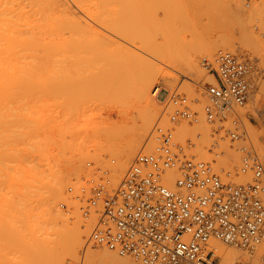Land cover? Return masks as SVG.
I'll list each match as a JSON object with an SVG mask.
<instances>
[{
	"label": "bare ground",
	"instance_id": "obj_1",
	"mask_svg": "<svg viewBox=\"0 0 264 264\" xmlns=\"http://www.w3.org/2000/svg\"><path fill=\"white\" fill-rule=\"evenodd\" d=\"M11 1L13 0H0V104L4 99L2 94L15 93L19 91L17 89L19 87L21 89L24 88V90L30 88L29 86L31 85H29L28 82L33 81V79L31 80V78L35 76V71L33 72V70H36L37 72L35 73L38 75V73L41 72L39 68H41L43 71L41 72V76L42 73L49 75L46 74V71H49L51 69L50 66L54 63L52 67L57 65V67H59V65H61L63 68L61 69L60 67L59 69L61 70L59 71L57 67L54 69L52 68V71L50 70L51 73L53 72L54 74H57V72H60L61 74L59 73V75H63L67 69V66L64 67L66 65H64L65 60H73V62H75L76 59H79V61L81 59L82 61L88 60L89 63H85L90 66L91 62V68L93 67L92 69H94V66H96V68L100 66V68H102V66H104L101 70L98 68L94 69L99 72L104 71L103 75L110 72L109 77H111L114 73L116 76V74L119 75L123 71L128 77L127 79H130V89L135 99L134 103L137 105L135 106L137 107L135 108L137 111V117L132 122L133 124L131 127L128 126V128L123 131L113 129L114 126L111 128L113 129L111 131L105 130V128L103 130L98 128V131L100 130L101 133L96 134L95 131L94 133L96 134V137L94 140L91 141L93 137L90 135L91 139L89 140V143L86 142V145L78 146L79 152L84 150L83 152L85 153L86 150V153L84 155L82 154L83 156L79 160L80 163L84 158L90 159L88 157V151L90 150L96 151L98 155L93 158L94 160L102 159L100 154L105 152H108L116 157V162L114 161V165L110 166V171L108 170L109 179L113 185H117L122 179L126 169L132 162L134 156L137 154L139 145L150 131L154 117L156 116L155 104L162 103V100L157 97L159 87L153 89L151 96H149L150 88L154 84L156 79L155 75L157 73H160L164 78V86L166 90H168V93H170L169 88H173L175 86L173 83L174 81H172L177 78L175 73L183 74V76L187 77L188 80H191V77H193L195 80H192L196 81L198 76L201 74V68L198 63L199 56L207 55L209 59H211L219 51L225 52L226 50L231 53H237L235 52L237 51V48L235 43H233L234 41L240 42V46H244V49L247 50L246 52L252 54V56H257L260 59V67L262 66V68H264V58L260 54V46L262 47V44L259 42L261 41L257 40L258 38L256 36L258 35H256L255 38V33L253 34L251 30L248 31L247 25L249 20H245L242 17L238 6H235L234 9H229V4L226 5L228 8L225 6L227 10H230L231 13L228 11L231 14H229V16H231L234 26L239 30V36L236 40L229 37L226 39L224 36L225 39L221 38L224 40H220L219 42H208L204 36H202L203 38L200 36L201 38L199 40L196 41L195 39H192V41L190 40V42H187L181 50L170 54L161 46L164 36L159 30L160 28L157 27L159 24L157 23V20L161 18L155 19L156 17H154L157 25L155 23L152 30H150L151 27L147 26V28L149 27L150 29L148 28L149 30L146 29V31H144L145 28L143 24H150L146 23L147 19H144L143 16V12H145V0H106L108 2L95 0L97 4L93 1L94 6L96 7L99 4L96 7L97 9L99 8V10L94 8L96 10H91L90 12L88 11L89 13H86L87 15L85 14L88 18H90L91 24L87 22L88 18L85 21L86 17H82L85 13L83 11H86L87 8L86 10H81L83 12L82 15L81 13H78L80 10L77 11L69 8L66 10V0H37V2L43 3V5H37L35 8L34 6L36 5H34V3H30V1L26 0L25 3V0H23V3L22 0H14L15 2L18 1L15 4L16 7L20 6H18L19 2H21V7H23L22 9L17 8V10L14 9L16 7H12V3L14 1ZM89 2L92 3L91 0ZM25 4H31L33 9L31 5L27 6L31 7L33 11ZM85 4L84 7L82 6L83 8H85ZM103 4L107 5V11L105 9L106 7L102 8ZM108 5L110 6L109 8L115 10L114 14H116L114 16L107 15V12L109 11ZM42 6L43 9L41 11ZM48 7L49 9H47ZM37 8L40 10L36 11ZM45 8L48 10L47 12H44V10L46 11ZM58 8L60 10H57ZM103 9L104 15L100 12V10ZM223 9H221V11ZM55 10L62 12L59 14L60 16L58 14L57 16H54L55 13H51L53 11L55 12ZM68 10H73L70 11L72 19L69 21L72 23H70L71 26L67 23L65 24V17L67 15L66 13L69 12ZM142 10L143 12H141ZM35 11L36 14L40 12V17L33 16L35 15ZM223 12L225 11L223 10ZM70 13L68 14L70 15ZM136 13H142L143 20H140V14V19L136 16L140 22L137 21L134 16ZM131 16H133V19L136 21H134ZM34 17L37 19L35 18V20ZM67 18H70V16ZM144 20L146 21L143 22ZM154 20L152 19V21ZM65 25L70 27V29ZM152 25L153 24L151 23L150 26ZM142 26L144 30L142 29ZM155 29L157 31L159 30V33L156 32ZM147 30L148 33L151 31L153 35L146 36ZM141 31L146 32L145 35L142 34ZM155 32L158 34H155ZM148 35L151 34L149 33ZM239 51H241V49ZM90 59H92V61H90ZM93 60L100 61L101 63L99 62L98 64L96 61H94V63ZM38 61H46L49 63L48 65H45V67L48 66L49 70L46 69L45 71V69H43L44 65H41L40 63V65L37 64V67L38 65L40 67L35 69V63H38ZM91 68L86 67L84 70H88L87 73H91L93 75H96L94 73H97V76L100 75L99 72H95ZM64 70L65 72L62 74L61 71ZM31 75L33 77H30ZM59 75L57 74L56 77ZM103 75L100 76L104 77ZM105 76L108 77V74ZM19 77H22V79H18ZM23 78H25V81H23ZM205 80L212 82L214 77L208 73ZM260 80L261 79L259 78L256 82L259 81L261 83ZM203 83L205 82L203 81ZM23 84L26 85L24 86ZM8 87L9 89L11 87H15L16 90L11 88L15 91L11 92V89L7 91ZM1 97L3 99H1ZM255 101H258L257 97L255 98ZM60 107L63 110L64 104L60 105ZM67 111L71 112L72 110L70 108V110ZM136 113L134 112V114ZM57 116L58 114L56 117ZM260 119L258 118L260 123L264 122V118L263 121ZM22 120L23 124L21 126L23 127V130H21L20 133L23 134V138L19 139L17 130L13 129L15 126V118L13 119L12 125L6 126L7 132H4L5 129L3 128V122L0 116V235L2 238L0 240V244L3 246L9 242L8 246H10V248H4L8 249V251L6 250L7 254L9 249L12 251L9 252L12 254H10L11 258L9 259V263L38 264L39 257L43 254L42 252H44L47 257L53 259H58L60 256L66 254L73 255L75 256L76 262H81L82 264H138L137 262L131 260L132 258H118L112 251L107 250V248H92L90 246H84L89 236V229L92 225L89 223L90 219L88 218L89 220H86L84 218L85 222L80 219L79 221V216L75 214L73 216H76V219L73 218V220L70 221L73 216L66 215L68 212L65 213V210H60L57 201L59 200L58 202L60 203V199H62V197V200L66 199L64 197L65 193H63L64 196L62 194V190L69 179H66L65 176L59 174L56 171L57 169L55 170V167L59 166L56 165L57 163L51 164L50 161L47 160L49 157L44 156L46 153L42 152L44 153L43 155L40 153V149L42 150L40 147L42 146V141L40 142V140L42 138H38L37 142L34 141L35 139L32 135L31 115L22 118ZM8 126H11L12 128ZM116 128L118 129V127ZM93 130H97L96 127ZM210 131V127L202 120L198 124H193L192 126L180 123V125L176 127L175 133L176 136L180 138H185L188 135H190V137L194 136V148L192 151L193 156L197 157V159L206 160V158H208L207 154L210 145L209 143L213 140L210 139ZM255 133H257V131ZM257 135L258 134H256V136ZM32 137L34 140L30 139ZM262 138L261 141L264 140ZM148 139L149 141H147L146 145H151V139ZM30 140L34 142V144ZM255 142H258V140H255ZM262 142L259 143L262 145ZM26 144L27 146H25ZM81 144L78 143V145ZM32 145L36 146H33L30 150H34L32 153H34L35 150L36 152L39 151L36 154L34 153V155L27 150V147L29 148ZM219 145L222 147L220 143ZM261 145L258 146L260 147L264 157V148ZM52 147L53 146H51V148ZM43 150L46 149L44 148ZM26 153L29 155L32 154L33 157H39L38 154H41L42 157L40 156L39 158L40 163L38 160L36 161L38 163L34 164V159L33 161L30 160L33 157L30 156L29 159V157L25 156ZM221 153L223 157L218 158L216 160V164H219L226 169L232 170L240 162V157L236 154L235 149H230L228 146H224ZM41 161H44L45 163H42ZM62 165L63 164H61V166ZM68 165L70 166V164ZM81 167H83V165L78 164V169L72 167L70 168V171L77 174V170L80 171V169H82ZM241 181L243 182L245 180L241 178ZM79 218L82 219V217ZM4 233L7 235H3ZM7 237H9V240ZM208 249L213 250L215 256L218 257L217 264H255L259 261L261 255L260 253L262 252L261 245L253 246L252 249H250L252 250L251 254H246L248 251L241 253L234 248L226 247L222 242L214 239L209 241ZM78 253L80 255H78Z\"/></svg>",
	"mask_w": 264,
	"mask_h": 264
},
{
	"label": "built area",
	"instance_id": "obj_2",
	"mask_svg": "<svg viewBox=\"0 0 264 264\" xmlns=\"http://www.w3.org/2000/svg\"><path fill=\"white\" fill-rule=\"evenodd\" d=\"M261 26L264 13L253 26L264 37ZM201 66L214 77L202 86L204 103L199 106L197 96L166 92L148 136L151 147L137 152L117 185L107 170L96 168L67 187L81 216L95 219L89 242L139 264H216L217 256L208 249L214 239L242 249L261 245L256 264H264L262 161L250 146H241L237 169L217 168L222 155L218 139L212 140L209 151L214 158L207 161L191 154V137L183 142L174 137L179 122L203 120L231 142L245 140L241 110L251 96L253 65L221 52L213 60L202 57ZM239 176L247 180L235 182ZM60 207L67 209L65 204Z\"/></svg>",
	"mask_w": 264,
	"mask_h": 264
},
{
	"label": "rangeland",
	"instance_id": "obj_3",
	"mask_svg": "<svg viewBox=\"0 0 264 264\" xmlns=\"http://www.w3.org/2000/svg\"><path fill=\"white\" fill-rule=\"evenodd\" d=\"M13 1H11V2H13ZM27 1H30V3H34V5H36V6H34V8L37 7V5H40V6L43 5V3L37 2V0H27ZM83 1L87 4H85ZM83 1L82 0H66V5H67L66 10L68 8L73 9V10H77V11L80 10V12H78V13L79 14L81 13V15L83 14V12H85L84 15H82V17L83 16H84L83 18L86 17L85 18V21H86V19L88 18V16H86V15L91 10L92 11L96 10L97 9L96 7L99 4L95 7L94 2H93L95 0H91L92 3L89 2L90 0H83ZM101 1L105 2L106 0H101ZM108 1H106V2H108ZM17 2L14 1L13 2L14 4L12 3V7L13 6L16 7L15 4ZM22 2H23V0H22ZM25 3H26V0H25ZM84 4H85V8H83ZM96 4H97V2H96ZM106 4H103L102 8L106 7L105 9L107 11V5ZM228 4H229V9H234L235 6H238L240 9V13H241L242 17L245 20H249L248 25H247L248 31L251 30V32L253 34L255 33L254 37L256 35H258V36H256L258 38L257 40H260L261 42H259V43L262 44V47L260 46V48H261L260 54L264 58V55H263L264 54V37L260 36L253 29V26L256 23V21L264 13V0H225V1L224 0H145V7H144L145 12H143V10L141 12H143L144 19L146 18L147 21L144 20L143 22L146 21V23H150V24L149 25L143 24L145 30H144L143 26H142V29L144 31H146V29L151 27V29L150 28L149 29L152 30V27H154L155 23H156V20H154V17H156L155 19L161 18V19L157 20V23H159L160 25L159 24L157 25V23H156L157 27L160 28L159 30L163 33L162 35L164 36L161 46L164 48V50L166 52H168L170 54H173L175 51L178 52L179 50H181L187 44V42H190V40L192 41V39L193 40L195 39L197 41L202 36H204V38L208 42H215V41L219 42L220 40H224L225 38L227 39L228 37L233 39V40H236V38L239 36V30L234 26L233 20H232L231 16H229V14L231 13L230 10L226 9V8H228L226 6ZM29 5H31V4H29ZM104 5H106V6H104ZM18 6L19 7H16L14 9L17 10V8L18 9L23 8V7H21V2H19ZM225 6H226V8H225ZM12 7H11V9H12ZM109 7L110 6L108 5V8ZM28 8L31 9V7H28ZM86 8H87V10H86ZM94 8H96V9H94ZM32 9H33V6H32ZM42 9H43V6L41 8V11H42ZM47 9H49V7ZM47 9H46V11L44 10V12H47L48 11ZM83 9L86 10L87 12L83 11ZM221 9H223L225 12H223V10L221 11ZM39 10H40L39 8L36 9V11H39ZM57 10H60V9L58 8ZM73 10H70V11H73ZM97 10H99V8ZM226 10H227V12L229 11L230 13L228 12V14H227ZM28 11H29V9H28ZM36 11H35V15H33V16L40 17V15H41V14H39L40 12L38 14H36ZM70 11L68 13H70ZM103 11H104V9L100 10V12H102V14H103ZM56 12H58V11L55 10V12L53 11L51 13H55V15L53 14L54 16H57V14L59 15L62 13L61 11H59L60 13L59 12L56 13ZM114 12H115V10H113L112 8H109L107 15L108 16H114L116 14V13L114 14ZM48 13H50V12H48ZM68 13H66L67 15H66L65 19L67 22L65 21V24L67 23V24H69V26H71L72 23L69 21L70 19H72L71 13H70V15ZM32 14H33V12H32ZM140 14L136 13L134 16L139 17V15H140L141 19H140V17H139V19L143 20L142 19V17H143L142 13H140ZM68 16H70V18H67ZM157 16H159V17H157ZM31 17H32V15H31ZM131 17L133 19V16H131ZM137 17L135 19L140 22V20L137 19ZM35 18L36 17H34V19ZM149 18H151V19H149ZM135 19H133V20L136 21ZM152 19L154 21H152ZM82 21H83V19H82ZM34 22H36V21H34ZM87 22H89V24H91L90 18H88ZM151 23L153 24L152 26H150ZM82 24H84V23H82ZM65 26H67V25H65ZM147 26H149V27L147 28ZM261 27H262V30L264 31V26H261ZM68 28L70 29V27H68ZM161 29H163V30H161ZM148 30H147V33H148ZM155 30H153V31H155ZM159 30L158 31L156 30V32L159 33ZM156 32H155V34H158ZM145 33L146 32H142V34H144V35H145ZM147 33H146V36H152L153 35L151 33V31L149 32L151 35H148L149 33L148 34ZM67 34L69 35L68 32H67ZM226 35H228V36H226ZM224 36H225V38H224ZM221 38H224V39H221ZM233 43H235V46L237 48V51H235L237 53H234V54H236V55L238 54L237 56L242 57L246 60H249L253 65V72H252V76H251V82H252L251 96H250L246 106L241 110V112L243 114L242 115L243 126L244 125L246 126V127L244 126V129H245L247 137L245 140H239V141L231 142L228 139L223 138L222 133L215 134L212 131V127L207 124L211 130L209 136H210L211 140L212 139H218V143H220L223 148H224V146H228L230 149H235L236 154H238V156L240 158L242 156V153L239 150L240 147L241 146H248V144H249L250 148H252L253 151L256 152V155L258 156V158L261 159V161L264 164V157H263L262 151L260 150V147L258 146V145H261V143H259V142L263 141L261 146H263V148H264V140L261 141L262 136H263L262 139H264V125H263L264 122L260 123V121L258 120V118L259 119L261 118L260 120L263 121V118H264V116H263L264 115V68H262V66L260 67V65H261L260 59L257 56H255V55L252 56V54H249L248 52H246L247 50L244 49L245 47L240 46V42L234 41ZM240 49H241V51H239ZM262 51H263V53H262ZM225 52H229V51L225 50ZM219 53H221V51H219L217 54H219ZM216 55H214L210 60H213ZM202 57L207 58L208 56L207 55L199 56L198 63H199V66L201 68V74L198 76V79L196 81H194L195 79L193 77H191V80H188V78L183 76V74L175 73L177 78L175 80H172V81H174L173 83L175 84V86L173 88H169L170 93L176 92L179 94H185L189 98L196 97V96L199 97V100H200L199 106H201L204 103V99L201 98V93L203 92L202 86L206 82H208L205 80L208 72H207V70H205L201 66V58ZM208 59H209V57H208ZM80 61H79V59H76L75 62H73V60L72 61H70V60L66 61L65 60L64 65L65 64L66 65L65 66L63 64L62 65L64 67L67 66L66 72H65V70L61 71L62 74H63V72H65V73L63 75H59L60 72L56 71L57 74L59 75L58 77H56L57 74H54L53 72L51 73L52 68L54 69L58 65L52 67L54 63L53 64L51 63L52 65L50 64L51 65L50 66L51 71H50L48 69V66L45 67V65L49 64L46 61H38V63L36 62L35 66L37 67V64H39V63L41 65L43 64L44 65L43 69H45V71H46V69L50 71V72L46 71V74H49V75H45L42 73V76H41V72H43V71L41 68H39L40 67L39 66L40 64H39L37 68L36 67H34V68L35 69L39 68V70H41V72H39L40 74L38 73V75H39L38 76L35 73L37 71L33 70V72L35 71L34 72L35 76L33 73L32 74L34 77L32 75L30 76V77H33V78H31V80L33 79V81L28 80L29 81L28 84L31 85V86H29L30 88L24 90V88L21 89L19 87V88H17L19 91L12 93V94H9V93L6 94L2 90L4 93V94H2V97L4 99L1 97V99H3V101L0 104V116H1V120L3 122V128L5 129L4 132H7L6 126L12 125L13 119L15 118V121H14L15 126L13 127V129L17 130L18 135H19L18 138L22 139L23 134L20 133L21 130H23V127L21 126L23 124L22 118L28 117L31 115L32 135L34 136L35 140L33 139V137L30 139L31 140L33 139L34 141L37 142L38 138L39 139L42 138L40 140V142L42 141L41 142L42 146H40L42 148V150L39 148L40 153H42V152L46 153V155H44V156L49 157V159L47 158V160L50 161L51 164L57 163L56 165L59 166V167H55V170L57 169L56 171L59 174L65 176L66 179H69V181L66 182L64 189L62 190V194L65 193V196H64V194H63V196L66 199L62 200L63 199V197H62V199H60V201H61L60 203L58 202L59 201L58 200L57 201V204L59 205L58 207L60 208L61 211L62 210L64 211L65 209L61 208L60 204H65L67 206V209L64 212L65 213L68 212L66 215H69V216L72 215L73 216V215L77 214L79 217H82V219L78 217V220L80 219L84 222H85V219L86 220L90 219L89 223L92 224L91 225V228H92V226L95 222L94 217L90 216L89 219L88 218L84 219V217L81 216L80 212L77 209L78 204L72 202L69 199L68 195L66 194V189L69 185L77 184L80 181L81 177H87L88 174L90 175L91 173H93L96 168H101L103 170H107V171L109 170L110 171V168H111L110 166L114 165V163L116 162V157L114 155H111L108 152H105V153L100 154L102 159L94 160L93 158L97 157L98 155H97L96 151L90 150V151H88V155H89L88 157L90 159L84 158L82 160V162L80 163L79 160L86 153V150H85V153L83 152L84 150H82V152L81 151L79 152L78 146L86 145L87 144L86 142L89 143L90 142L89 140L91 139L90 135H91V137H93V139H91V141L94 140V138L96 137V134L101 133V131H100L101 129L103 130L105 128V130H110V131L113 129L123 131L124 129L128 128V126L131 127V125L133 124L132 122L137 117V113H136L137 111L135 109V108H137V107H135L137 105H136V103H134L135 99H134V96L132 95V92L130 89V79H127L128 77L124 74L123 71L119 75L116 74L117 77L115 76V73H114L113 75H111V77H113V78H111V77H109L110 72L107 73L108 74V77H107V76H105L107 74L103 75V72H104L103 70H102L103 72H99L98 70L95 71L94 69L96 68V66H94V69H92L93 67L91 68V62H90V66L87 65L85 62H88V60L82 61V59H81ZM90 61H92V59H90ZM94 61H96V60H93V62ZM96 62H98V64H99L100 61H96ZM94 63H92V64H94ZM60 64H61V62H60ZM60 67H61V65H59V67H57L58 71L63 68V67H61V69H59ZM86 67L91 68L95 72H99V74L101 76L103 75L104 77H101L100 75L97 76V73H94V71H93V73L96 75H93L91 73H87L88 70L87 71L84 70V69H86ZM100 67H97V68L100 70L102 68H104V66H102V68H100ZM168 70H170V69H168ZM155 78L156 79L154 81V84L150 88L149 96H151V92L153 91V89H155L156 87L157 88L159 87V89H162V92L159 94V98L161 99L164 97L166 92H168V90H166V88L164 86V78L162 77V75L160 73H157L155 75ZM259 78L261 79L260 80L261 83L259 81L256 82L257 79L259 80ZM18 79H22V77L21 78L19 77ZM23 79H24L23 81H25V78H23ZM192 79H194V80H192ZM203 81L205 83H203ZM19 82H20V80H19ZM26 83H27V81H26ZM20 84H21V82H20ZM26 87H28V86H26ZM11 88H13V87H11ZM5 89H7V88H5ZM10 89L8 87L7 91H9ZM13 89H15V87ZM15 90L11 89V92H14ZM256 97L258 98L257 102L255 101ZM63 104H64L63 110L65 112L60 107V105H63ZM132 104H134V105H132ZM155 106H156V116L154 117V121H153L152 126L150 128V131L144 137L141 144L139 145L138 151L141 148H143L145 150L147 148L149 149L151 146L149 144L146 145L147 141H149L148 136L151 132L153 125L155 124V122L159 118V115H160L161 110H162V104L161 103L155 104ZM70 108L72 111L71 112L67 111V110H70ZM132 109H134V110H132ZM84 112H85V114H84ZM134 112L136 114H134ZM56 113L58 114L57 117H56V115H57ZM63 113H64V115H63ZM65 113H66V115H65ZM77 116H79L80 118ZM59 118H62V119H59ZM7 121H9V122H7ZM162 121L164 122V118H163V120H161V122ZM180 123L181 124H187L190 126L193 125V124H189L188 122H179L177 124V126L180 125ZM113 126H114V128H113ZM115 126L118 127V129ZM8 127L12 128L11 126H8ZM95 127L97 130H93V129H95ZM98 128L100 129L99 131H98ZM108 128H110V129H108ZM111 128H113V129H111ZM256 131H257V133H255ZM175 132H176V128H175ZM175 132H174V137L177 141L183 142L184 140H186V138L188 136L190 137V135H188L185 138H180V137L176 136ZM92 134H93V136H92ZM256 134H258V135L256 136ZM115 137H118V136H115ZM115 137H113V138H115ZM193 137L191 136V138L193 139V142H194ZM221 137H222V139H221ZM86 138H88V139H86ZM84 140H85V142H84ZM255 140L256 141L258 140V142H255ZM211 142L212 141H210L209 144H211ZM32 143L34 144V142H32ZM78 143H80V144L82 143V144L78 145ZM25 146H27V144ZM33 146L34 145L30 146L29 147L30 149L27 147V150H29L28 152L32 153L34 151V150L30 151ZM51 146H53V147L55 146V147L51 148ZM34 147H36V146H34ZM222 147L221 146L219 147L220 151H222V149H223ZM44 148L46 150H43ZM209 148H210V145H209ZM209 148H208V154H207L208 158H206L207 161L214 158L212 156L211 152L209 151ZM192 151H191V154H193ZM38 152H36V150H35L34 153L36 154ZM34 153H32V154L34 155ZM44 153H42V155ZM32 154L29 155L28 153H26L25 156L29 157V159H30V156L33 157ZM38 156L39 157H37V156H34L33 158L31 157L32 159H30V160L33 161V159H34V161H33V163L35 162L34 164H37L38 162H36V161H38V160L40 163L39 158H40L41 154H38ZM220 157H223V156L221 155ZM195 158H197V157H195ZM41 162L45 163L44 161H41ZM87 163H89V165H87ZM61 164H63V165L61 166ZM68 164H70V166ZM78 164H82L83 167H81L82 169H80V171L77 170V174L70 171V168H72V167L77 168ZM239 164H240V162L234 167V169H237L239 167ZM67 165H68V167H67ZM215 165L217 168L221 167L219 164H215ZM84 174H85V176H84ZM240 177L241 176L234 178L233 180L235 182H242L241 178H243V180H247L246 176H242L241 178ZM68 204H69V206H68ZM72 206H73V209L72 210L69 209V208H72ZM75 217L76 216H73L72 219H70V221L73 220V218H75ZM89 226H90V224H89ZM90 229H89V231H90ZM3 235H7V234L4 233ZM9 237H7L8 240H9ZM1 239L2 238L0 235V240ZM3 243H5V242H3ZM8 243L7 244L5 243L6 245H3V246H1V244H0V246L2 247V248L0 247V264H10L9 259L11 258L10 256L12 254L9 252H12V251H10V249H9V252L7 254L8 249H4V248H8V247L10 248V246H8L9 245ZM223 245H225L226 247H229V248H234L241 253L248 251V252H246V254L247 253L251 254V252H252V250H250V249H243L242 250V248H239L236 246H232V245L227 246L226 244H223ZM84 246L85 247L90 246L92 248L98 247V248L106 249L103 246H98V245L94 244L93 242H89L88 238H87ZM261 251H263V247H262ZM63 252H65V251H63ZM42 253L43 254H41L39 257L38 264H82L81 262H76L75 256H73V255H69V254L62 255V256L59 255L60 257L58 259H53V258L47 257V255L44 252H42ZM60 253H62V252H60ZM113 253L118 258L124 259L126 257V258L131 259V257H129V256H118L115 252H113ZM260 254L262 255V252ZM78 255H80V254L78 253ZM261 255H260V257H261ZM131 260L135 261L133 258ZM135 262H137V261H135ZM217 263H218V257L216 258V264Z\"/></svg>",
	"mask_w": 264,
	"mask_h": 264
}]
</instances>
